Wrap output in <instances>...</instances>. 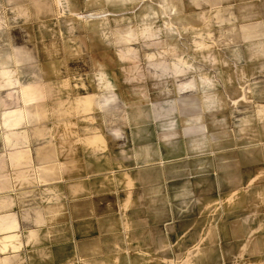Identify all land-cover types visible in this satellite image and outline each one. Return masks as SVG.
<instances>
[{
  "label": "crops",
  "instance_id": "0c3cea01",
  "mask_svg": "<svg viewBox=\"0 0 264 264\" xmlns=\"http://www.w3.org/2000/svg\"><path fill=\"white\" fill-rule=\"evenodd\" d=\"M60 10L33 0L23 26L0 12V264H264V169L219 186L212 152L176 160L149 132L134 138L102 80L56 51L40 22Z\"/></svg>",
  "mask_w": 264,
  "mask_h": 264
},
{
  "label": "rangeland",
  "instance_id": "374dc122",
  "mask_svg": "<svg viewBox=\"0 0 264 264\" xmlns=\"http://www.w3.org/2000/svg\"><path fill=\"white\" fill-rule=\"evenodd\" d=\"M32 1L0 0L6 25H30ZM66 4L40 23L54 27L51 42L73 61L72 74L102 80L104 106L118 109L112 119L134 138L149 132L176 160L212 152L219 186L238 187L250 168L264 169L254 162L264 149V102L250 97L264 82L249 81L258 72L264 79V0Z\"/></svg>",
  "mask_w": 264,
  "mask_h": 264
}]
</instances>
